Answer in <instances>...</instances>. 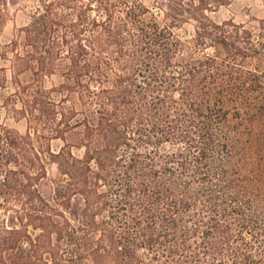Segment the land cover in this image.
<instances>
[{"label": "trees", "instance_id": "trees-1", "mask_svg": "<svg viewBox=\"0 0 264 264\" xmlns=\"http://www.w3.org/2000/svg\"><path fill=\"white\" fill-rule=\"evenodd\" d=\"M21 2L0 0L29 122L0 123V264H264V40L215 20L219 0H155L163 18L143 0H38L4 45Z\"/></svg>", "mask_w": 264, "mask_h": 264}, {"label": "rangeland", "instance_id": "rangeland-1", "mask_svg": "<svg viewBox=\"0 0 264 264\" xmlns=\"http://www.w3.org/2000/svg\"><path fill=\"white\" fill-rule=\"evenodd\" d=\"M160 18H163V12L156 7L155 0H143ZM222 4L214 7L211 12L213 18L217 21L233 19L236 23L244 24L253 30L256 38L264 40V0H219ZM38 6V0H22L21 5L17 9L11 10L8 19L5 22L1 33V41L4 45L11 43L19 33V30L31 20V15ZM195 22L188 21L181 26L175 28L183 38H190L194 34ZM8 47V46H6ZM11 47L7 48L10 50ZM9 57H13V52L8 53ZM11 62L0 57V66L9 67L7 73L9 80L5 87H0V123L8 125L19 131L25 132L28 129L29 122L20 111L21 103L15 101L14 93L16 91L13 81V70ZM59 81L57 77L47 78L45 84L52 87L55 82ZM52 148L55 151L60 150L63 145L61 139L51 140ZM80 154V150H76ZM48 169L47 177L40 183L39 187L42 193L52 202L55 203V183L54 179L58 173L57 164L50 158L45 159ZM7 217L1 210L0 220Z\"/></svg>", "mask_w": 264, "mask_h": 264}, {"label": "crops", "instance_id": "crops-1", "mask_svg": "<svg viewBox=\"0 0 264 264\" xmlns=\"http://www.w3.org/2000/svg\"><path fill=\"white\" fill-rule=\"evenodd\" d=\"M262 1V0H261Z\"/></svg>", "mask_w": 264, "mask_h": 264}]
</instances>
